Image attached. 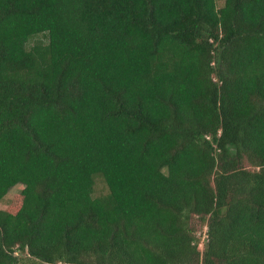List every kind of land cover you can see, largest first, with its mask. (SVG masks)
I'll return each mask as SVG.
<instances>
[{
  "label": "trees",
  "instance_id": "16d2710c",
  "mask_svg": "<svg viewBox=\"0 0 264 264\" xmlns=\"http://www.w3.org/2000/svg\"><path fill=\"white\" fill-rule=\"evenodd\" d=\"M16 185L0 264H264V0H0Z\"/></svg>",
  "mask_w": 264,
  "mask_h": 264
},
{
  "label": "rangeland",
  "instance_id": "374dc122",
  "mask_svg": "<svg viewBox=\"0 0 264 264\" xmlns=\"http://www.w3.org/2000/svg\"><path fill=\"white\" fill-rule=\"evenodd\" d=\"M216 4L218 7H220L223 4V0H216ZM41 35H37L32 37L28 44L27 47H29L30 45H32L36 39L41 38ZM249 167V166H248ZM251 168V167H249ZM22 188V185H16L13 188H11V190H9V192L5 195V197L0 201V208H5L9 202L11 201V199L19 193L20 189ZM108 192L107 186L104 182V180L102 179L101 176H96L94 178V186H93V196H101L104 195ZM205 227H201L198 226V231H197V235H198V241H199V248L202 249L203 248V243H204V238H205ZM27 254L21 253L20 254V258H21V262L20 264L25 262ZM23 261V262H22ZM30 262V260H27ZM42 264V263H39Z\"/></svg>",
  "mask_w": 264,
  "mask_h": 264
}]
</instances>
